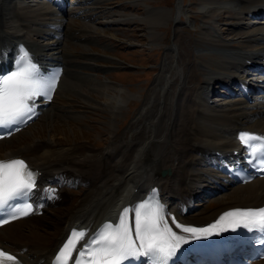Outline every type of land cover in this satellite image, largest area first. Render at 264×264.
Segmentation results:
<instances>
[{"label": "bare ground", "instance_id": "1", "mask_svg": "<svg viewBox=\"0 0 264 264\" xmlns=\"http://www.w3.org/2000/svg\"><path fill=\"white\" fill-rule=\"evenodd\" d=\"M103 1L0 0L2 63L10 62L23 46L38 68L54 64L64 68L53 100L47 106L42 101L35 102L40 111L38 120L45 121L42 130L47 135L33 133L29 129L33 122L0 140V145L11 144L12 140L27 136L25 143L0 149V160L21 158L37 171L35 210L25 219L0 227V248L14 256L18 264H50L72 230L84 231V238L67 259V264H74L82 246L97 229L106 223L115 225L122 209H131L148 194L162 206V215L172 231L186 240L192 234L183 232V227L210 222L235 207L264 205V178L241 184L229 179L226 172L238 160V132L264 134V0H197L195 8L201 15V25L194 31V39L183 45L174 41L173 47L167 48L172 54L171 62L167 55L160 63V71L129 133L119 141L115 122L125 97L122 88L114 90L117 95L107 101L109 112L105 120L110 141L98 149L77 140L78 129L69 124H80L84 115L66 111L67 103L58 114L52 106L69 76L75 88L84 83L90 91L92 85L96 86L94 74L81 69L88 65L80 66L74 61L78 65L72 64L69 56L78 54L65 48L68 40L79 38L83 30L96 29H86L85 25L80 30L66 28L75 16L87 19L94 15L95 20L104 18L106 25L139 21L149 27L148 36L155 41L158 21L154 15L126 17L110 14L109 10L97 13ZM183 4V0H178L175 5L176 26H190L182 19ZM223 11L235 12L229 37L223 33L218 36ZM86 35L83 42H95ZM85 56L88 60L97 58ZM107 85L110 86L108 82L104 84ZM255 92L259 94L253 97ZM65 111L67 115L63 114ZM58 121L66 124L61 133L62 142L67 144L63 147L58 146L60 142L54 134ZM161 170L165 173L161 174ZM67 186L84 187L87 194L65 215L56 217V223L44 222L46 210L67 205ZM194 198L207 204L214 202L217 207L197 213L199 209L192 205ZM259 264H264V260Z\"/></svg>", "mask_w": 264, "mask_h": 264}, {"label": "rangeland", "instance_id": "2", "mask_svg": "<svg viewBox=\"0 0 264 264\" xmlns=\"http://www.w3.org/2000/svg\"><path fill=\"white\" fill-rule=\"evenodd\" d=\"M177 1L178 0H105L97 8V13L109 10L110 14L117 13L126 17L156 16L157 19L155 20L158 21L154 29L155 35L157 36L155 38L156 40L154 39L155 41L148 36L149 27L145 23L142 24L139 21L106 25L103 24V21H105L104 18L95 20L94 15H92V17H87L90 21H87L86 17L79 18L75 16L73 22L70 17L73 23L66 29L70 27L72 30H80L82 25H85L86 29H96V32L93 31L94 33L89 30V33L82 28L84 33H79V38L72 39V41L68 40L66 43L67 47H65L68 51H73L75 54H78L76 57L69 56L71 63L74 61L76 63L78 62L80 66L85 63L88 65V68L84 67L81 69L86 73L94 74L92 79L96 86L92 85L90 87L89 84H85L92 88L90 89L91 93L88 88L83 86L84 83L75 88L76 86L73 85L72 77L69 76L62 83L58 94L59 97L56 98L52 105L55 114L62 111L64 109L63 106L67 103L66 105H68V107L66 111L72 114L84 115L80 124L69 123L78 129V131H76L77 140L81 139L80 142H87L89 145L98 149L108 144L111 136L105 127V120H107L106 115L109 112L107 101L114 99L112 96L117 95V91L114 90L118 87L124 90L125 103L124 105L122 104L120 108L122 111L120 117L116 122L115 120H113V122H115L117 126V140L119 141L120 137L127 136L132 121L137 117L143 102L146 100L145 95L152 87L155 75L160 71V63L167 55L170 57L169 61L171 60L172 54L167 52V48L173 47L174 41H178L181 45L190 43L194 39V31L201 25V15L196 13L195 8L197 0H183L185 14L182 16V19L184 22L190 23V26L184 23L177 26L174 25L173 12L175 11ZM68 2H72V0H68ZM164 13L165 16L162 18ZM233 15H235L234 11H223V18L219 21L218 36L223 33V36L229 37L232 32V24L234 23V20L231 18ZM191 20H195V23L193 24ZM87 33L89 34V39L95 40L94 43L86 42V39H84L85 42L81 40L84 38L83 35L87 36ZM152 42H158V44L154 45ZM86 54L93 55L97 58L88 60L85 56ZM101 55L102 58H100ZM103 55L108 59L104 60ZM107 82L110 86H104ZM256 94L259 93L255 92L253 96H256ZM96 105L98 106L97 109L88 108ZM66 111L63 112L64 115H67ZM58 122L59 126L56 131H54L55 133H53L56 134V138L58 137L60 142L58 146L60 145L63 147L67 144L62 142L63 136L61 133L64 127H66V124L62 121ZM143 123L144 119L142 120V124ZM44 125L45 121L40 118L38 122H35L29 129L33 133L42 134V137H44L47 135V133L42 130ZM28 140L27 136L22 135L20 138L12 140L11 144H1L0 149L3 151L7 145L18 146ZM124 141H126L125 138ZM65 191L70 197L67 205L53 206V208L46 210L48 216L44 219V222L54 221L56 223V217L65 215L69 209L75 207L79 200L87 194L84 187L79 188L78 186H67ZM219 195L220 194L216 196ZM198 200L199 198H194L192 200L193 207H196L197 210L199 209V211H195L197 213H200L202 209L212 210L217 207V204L214 202L207 204V201L203 203ZM47 238L50 239V234L47 235Z\"/></svg>", "mask_w": 264, "mask_h": 264}, {"label": "snow or ice", "instance_id": "3", "mask_svg": "<svg viewBox=\"0 0 264 264\" xmlns=\"http://www.w3.org/2000/svg\"><path fill=\"white\" fill-rule=\"evenodd\" d=\"M14 69L10 74L0 76V127L6 130L7 126L15 125L17 121L24 122L26 116L31 119L29 114L34 115L35 97L55 87L56 74L44 77L23 46L20 48ZM238 139L251 148V154L255 158L253 163L256 159L264 161V137L241 132ZM253 141L259 142L257 147H251ZM36 187L37 174L30 170L23 160H0V211L11 212L15 208L13 201L27 199ZM152 201L139 206L134 205L131 209H123L115 225L106 223L97 229V232L89 237L88 244L80 252L76 264H124L131 258L139 257H147L149 264H169L177 249L187 241L168 226L162 215V206L155 197ZM146 208L150 210L144 211ZM17 211L18 216L12 215V219L28 215L32 211V206L26 204ZM129 212L134 214L135 238L128 219ZM223 223L230 227L242 226L249 231L258 229L264 234V208L230 211L206 228L183 227L182 231L191 233L192 239H196L199 236L211 235L217 229L223 230L220 228ZM84 236V231L73 230L57 253L58 264H67L64 258L71 257L72 250ZM5 261L18 264L14 256L0 251V264H4Z\"/></svg>", "mask_w": 264, "mask_h": 264}]
</instances>
